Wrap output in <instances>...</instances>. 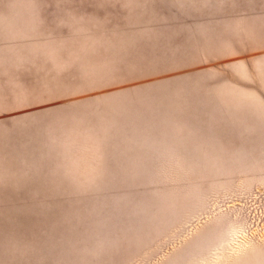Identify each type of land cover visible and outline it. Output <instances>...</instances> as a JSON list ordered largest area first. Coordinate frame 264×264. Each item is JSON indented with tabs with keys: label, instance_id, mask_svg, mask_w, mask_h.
Instances as JSON below:
<instances>
[{
	"label": "rangeland",
	"instance_id": "obj_1",
	"mask_svg": "<svg viewBox=\"0 0 264 264\" xmlns=\"http://www.w3.org/2000/svg\"><path fill=\"white\" fill-rule=\"evenodd\" d=\"M0 264H264V0H0Z\"/></svg>",
	"mask_w": 264,
	"mask_h": 264
}]
</instances>
